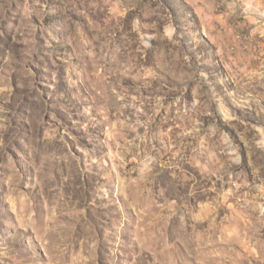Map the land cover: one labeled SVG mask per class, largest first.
I'll return each instance as SVG.
<instances>
[{
	"label": "rangeland",
	"instance_id": "374dc122",
	"mask_svg": "<svg viewBox=\"0 0 264 264\" xmlns=\"http://www.w3.org/2000/svg\"><path fill=\"white\" fill-rule=\"evenodd\" d=\"M0 264H264V0H0Z\"/></svg>",
	"mask_w": 264,
	"mask_h": 264
}]
</instances>
